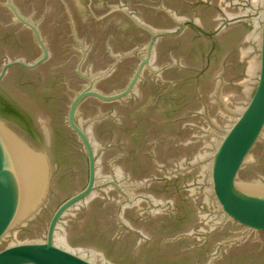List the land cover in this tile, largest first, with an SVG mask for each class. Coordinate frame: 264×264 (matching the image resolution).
Listing matches in <instances>:
<instances>
[{
  "label": "water",
  "instance_id": "water-1",
  "mask_svg": "<svg viewBox=\"0 0 264 264\" xmlns=\"http://www.w3.org/2000/svg\"><path fill=\"white\" fill-rule=\"evenodd\" d=\"M0 264H264V0H0Z\"/></svg>",
  "mask_w": 264,
  "mask_h": 264
}]
</instances>
